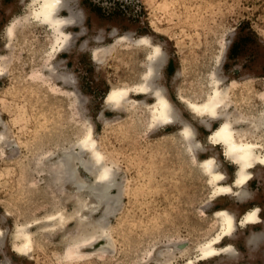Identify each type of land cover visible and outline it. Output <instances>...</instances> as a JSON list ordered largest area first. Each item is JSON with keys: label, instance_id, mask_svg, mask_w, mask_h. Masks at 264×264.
I'll list each match as a JSON object with an SVG mask.
<instances>
[{"label": "rangeland", "instance_id": "1", "mask_svg": "<svg viewBox=\"0 0 264 264\" xmlns=\"http://www.w3.org/2000/svg\"><path fill=\"white\" fill-rule=\"evenodd\" d=\"M23 1L0 0V48L6 43V25ZM66 1L71 7L62 13L73 16L69 30L74 37L54 58V71L48 70L54 65L51 60L37 55L52 40L36 42L38 29L30 41L17 33L10 46L0 50L6 62L0 76V116L6 126L0 125V130L7 135L0 145V264H160L156 258L163 247L175 249L172 264H264V166L249 179L245 200L211 197V187L195 173L194 160L171 134L173 124L145 127L141 107L103 112L110 87L127 83L138 54L124 42L101 65L90 52L94 45L113 43L123 34L160 40L168 56L164 82L175 101L177 84L188 94L203 92L201 67L217 60L220 76L234 85L231 109L247 110L264 102V0ZM179 69L183 76L176 78ZM85 117L94 122L99 147L124 187L110 217L113 246L107 253L64 258V234L58 230L38 233L31 254L19 255L10 235L15 224L43 218L54 206L68 203L66 209H72L68 191L44 183L36 168L41 153L82 136ZM218 125L212 122V127ZM197 129V138L205 143L211 129ZM198 155L215 156L226 173L225 182L232 181L235 165L222 149H202ZM256 206L261 222L237 226L230 239L238 252L226 259L180 252V245H199L222 233L214 211L232 207L238 220ZM67 226L71 229L74 222ZM252 234L258 239L250 241Z\"/></svg>", "mask_w": 264, "mask_h": 264}, {"label": "bare ground", "instance_id": "2", "mask_svg": "<svg viewBox=\"0 0 264 264\" xmlns=\"http://www.w3.org/2000/svg\"><path fill=\"white\" fill-rule=\"evenodd\" d=\"M69 5L66 0L23 1L21 10L6 25V43L2 48H8L13 36L19 32H23L26 40L30 41V36L38 29L36 42L48 37L52 40L50 44H43L37 55L53 62L59 51L69 47L74 37L69 30L74 24L73 16L62 13L64 8L71 7ZM124 42L131 47L130 52L138 54V60L131 67L132 74L126 84L110 87L103 112H121L126 107H141L146 120L145 127L155 129L173 124L175 129L171 134L176 137L186 155L194 160L195 173L207 181L211 187V197L245 200L248 197L245 187L249 179L254 177L255 169L264 166V102L247 110L238 106L231 109V105H235L231 97L233 83H225L220 76L217 60L207 61L201 67L203 92L188 94L182 90L183 86L177 84L179 101H175L164 82L163 70L168 61L164 43L149 36L118 35L113 43L94 45L90 50L91 55L103 65L108 57L119 51ZM3 57L0 52V76L5 74L6 62L2 61ZM55 68L54 63L48 70L54 71ZM182 76V70L179 69L176 78ZM61 77L58 74V78ZM185 114H189V117ZM85 121L81 137L70 140L53 152L41 153V161L36 168L42 174L40 180L44 183H51L57 190L68 191L66 201L73 204L72 209H66L68 203L54 206L43 218L15 224L10 235L14 250L19 255L31 254L38 233L58 230L64 234V258L107 253L109 247L113 246L110 217L122 201L124 187L118 181V170L107 161L99 147L94 122L89 117H85ZM214 121L219 122L217 127H212ZM0 125L6 126L1 116ZM200 125L211 129L205 143L196 136ZM6 139L5 131L0 130V145L4 146ZM215 148L222 149L227 160L235 165L231 182H225L226 173L215 156L202 158L198 155L202 149ZM85 172L91 176L90 179L85 176ZM114 188L117 193H112ZM213 215L218 221V231L222 233L209 237L199 245H180L181 253L201 252L206 259H226L237 251L230 242L237 226L253 227L261 222L258 206L244 212L238 220L232 207L216 210ZM69 221L74 222L71 229L67 228ZM2 231L0 225V234ZM255 239H258L257 234L249 238L250 241ZM174 250L170 247L160 249L159 257L156 258L158 263L172 264L170 259ZM192 263V260L187 262Z\"/></svg>", "mask_w": 264, "mask_h": 264}]
</instances>
